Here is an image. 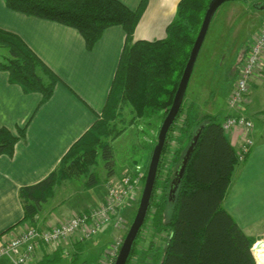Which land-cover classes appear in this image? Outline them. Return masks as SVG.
Wrapping results in <instances>:
<instances>
[{"label":"trees","instance_id":"16d2710c","mask_svg":"<svg viewBox=\"0 0 264 264\" xmlns=\"http://www.w3.org/2000/svg\"><path fill=\"white\" fill-rule=\"evenodd\" d=\"M211 1L181 0L165 38L136 41L134 33L148 0H142L136 10L119 0H5L12 11L76 29L83 36L88 50L95 47L110 27L121 26L126 32L123 55L100 119L72 146L50 176L20 190L24 220L32 227H35L37 216L53 197L57 186L80 178L86 180L85 191L99 185V176L93 169L101 158L109 170L107 177L115 174L112 142L125 132L117 131V123L125 120L122 106L131 111L134 122L157 114L164 122ZM252 44L243 50L237 64L239 69ZM0 48L6 50H0V69L10 73L11 81L28 93H42L44 101L49 100L59 78L22 39L1 29ZM239 69L234 68L235 81ZM187 94L168 133L144 223L146 225L150 221L153 211V228L158 235L166 236L167 245L160 264H264L259 249L255 248L257 240L241 229L224 206L236 167L242 165L237 150L217 116L206 114L197 120L193 116L194 107H186V110ZM199 131L200 138L185 175L175 197L171 198L176 173ZM18 140L10 130L0 128V156L13 155ZM146 178L147 173L142 182L141 196ZM139 203L140 200L138 206ZM137 241L128 264L136 254ZM263 245L262 242L260 249L264 251ZM62 257L58 255L44 264H57Z\"/></svg>","mask_w":264,"mask_h":264},{"label":"crops","instance_id":"0c3cea01","mask_svg":"<svg viewBox=\"0 0 264 264\" xmlns=\"http://www.w3.org/2000/svg\"><path fill=\"white\" fill-rule=\"evenodd\" d=\"M119 1L132 10H136L142 2ZM180 1L148 0L134 33V40L157 41L165 38L168 26L176 18ZM0 29L22 39L60 80L52 97L44 101L42 93L24 91L20 85L11 81L9 72L0 69V128L10 130L19 138L13 155L0 156L1 244L10 236L33 226L24 220L25 210L20 190L36 185L50 176L72 146L102 116L125 48L126 32L121 26L110 27L95 47L88 50L83 36L76 29L12 11L6 6L5 0H0ZM255 79L256 105L250 91L245 107L246 115L254 119L256 126L253 131L254 148L246 164H242L246 177L249 178V173L253 170L250 177L252 184L250 186L245 181V192L241 190L233 200L227 197L224 203L226 210L250 237H255L252 227L264 223V69L256 73L253 80ZM254 86L253 81L252 87ZM252 101L256 107L250 112ZM189 102L188 108L194 107V101ZM235 114V111L229 110L227 117ZM150 137V145L156 144L154 137ZM136 164L141 163L134 161L133 165ZM132 168L133 166H127L123 175L131 172ZM116 176H103L99 185L84 191L81 205L71 211L64 209L66 199H61L58 207L45 208L53 198L62 193L55 189L53 198L43 205L34 226L41 230L50 229L61 221L103 203L109 181H119L122 178ZM136 206L138 207L137 202L125 205L120 209V214L130 219L137 212ZM110 228L112 231L122 232ZM120 236L122 235L117 234L115 238ZM92 239L79 244L71 242L55 251L42 247L30 264H44L46 260L58 255L67 257L73 254L78 259L79 255H85L88 251L84 245L90 244ZM0 264L9 263L1 260Z\"/></svg>","mask_w":264,"mask_h":264},{"label":"rangeland","instance_id":"374dc122","mask_svg":"<svg viewBox=\"0 0 264 264\" xmlns=\"http://www.w3.org/2000/svg\"><path fill=\"white\" fill-rule=\"evenodd\" d=\"M263 1L264 0L229 1L224 3L217 10L195 64L185 101V108L189 106V101H194L193 116L194 118H198L197 120L209 114L217 116L219 122L223 123L229 110L231 111L228 105V99L230 91H232L236 83L233 77V71L234 68L238 71L239 68L237 64L245 47L251 45L256 34L264 28V9L254 8L256 4L262 3ZM0 50L2 52L6 51L1 48ZM254 78H256V76ZM253 81L255 83L254 87H252ZM253 81L251 82L250 91L253 95L252 98H255L256 105V79ZM246 104L247 101L245 107ZM255 107L252 101L249 111L253 112ZM121 111H124L125 120L117 123V131L124 130L125 132L121 137H118L112 142L115 175H117L116 177L123 176L127 166H133L134 168V161L141 163L145 168V173H148L155 148V144L150 145L149 138L153 136L154 143L158 141V132L162 123V116L157 114L150 119L144 118L134 122L131 117V111L127 109V107L122 106ZM253 120L252 122L255 129L256 126ZM237 138L236 136L235 139ZM234 143L235 140L232 144L234 146L240 145ZM253 148L254 139L252 149ZM236 149L238 150V146ZM245 161L240 163L244 164ZM93 170L99 176L100 182L103 181V176H108L109 170L103 158L98 161V166ZM244 170V165L236 167L230 187L231 189H229L227 194L229 199L233 200L236 198L241 190L245 192V181L251 186L252 180L250 182V177L253 174V170L250 171L249 178L245 176ZM85 183L86 180L80 178L57 186L55 189H58L62 193L55 198L52 197L53 200L50 201L45 208H49V206L56 207L61 199H66V206L64 207L66 211H71L74 207H78L81 205L85 195ZM235 200L237 201V199ZM136 209H138L137 206L135 207V210ZM135 215L136 212L130 219L126 218V228L130 229L133 221L132 219H134ZM150 218V221L144 225L137 238L136 254L133 256L130 264H160L162 261L164 249L167 245L166 236H160L154 228L152 229L154 221L153 211L150 214ZM58 219L61 221V218ZM110 227H113V225H110L108 228L103 227L92 239L90 244L84 245L86 251L88 249L85 255H79L78 259H76L73 254L62 257L61 260H59V264H101L100 261L104 250L113 242L115 236L121 234L122 236L118 237V239L124 240L128 233L124 235L125 231H112ZM252 228L255 236L253 238L257 240L255 248L259 249L258 252L260 251L259 255L261 261L264 263V251L260 249L261 243H264V223L261 225L257 224V226L255 225Z\"/></svg>","mask_w":264,"mask_h":264},{"label":"built area","instance_id":"2783aa9c","mask_svg":"<svg viewBox=\"0 0 264 264\" xmlns=\"http://www.w3.org/2000/svg\"><path fill=\"white\" fill-rule=\"evenodd\" d=\"M264 69V28L256 36L249 53L241 63L236 83L228 99L229 108L236 112L228 116L222 123L230 141L235 140L239 162L249 156L253 147L252 132L254 124L245 113V103L250 92L251 82L256 73ZM238 137L235 139V137ZM234 143V144H235ZM174 145V143H173ZM145 170L137 165L133 172L127 173L119 181H109L106 190V200L88 211L76 214L61 221L54 227L41 230L37 227H28L12 235L0 244V261L9 264H30L37 251L42 247L50 250H59L71 242L84 243L106 226L113 225L116 230L126 233V218L120 214L123 206L138 203L141 196L142 182ZM123 238V237H122ZM125 239V238H124ZM118 237L111 242L102 255L101 264H115L122 240Z\"/></svg>","mask_w":264,"mask_h":264},{"label":"water","instance_id":"95a60500","mask_svg":"<svg viewBox=\"0 0 264 264\" xmlns=\"http://www.w3.org/2000/svg\"><path fill=\"white\" fill-rule=\"evenodd\" d=\"M229 1H239V0H212L208 6V9L205 13V17L203 19L202 26L200 28V31L197 35V38L191 50L188 63L185 67L179 87L175 94L173 104L170 108L168 115L166 116L164 122L162 123L159 129L158 141H157V144L155 145V148L152 154L151 163L148 169L147 178H146L145 186H144L143 193L140 199V203H139L136 215L134 217V220L120 248L115 264H128L129 258L132 254L133 247L137 241V238L140 234V231L148 215V211L150 208V203H151L152 195L154 192L155 183H156L158 172H159V166H160L163 150H164V147L167 141L168 133L181 110L182 103L184 101V98L188 90L189 83H190V80H191V77H192V74L195 68V64L197 62L199 53L201 51V48L208 34L211 22L217 10L224 3L229 2ZM254 7L256 9H264V1L262 3L256 4ZM200 134H201V131L197 132V134L194 136L193 141L181 162L180 169L176 173V178L173 181V188L171 189V198L175 197L176 191L178 190L179 185L185 175L187 165L197 146V143L200 138Z\"/></svg>","mask_w":264,"mask_h":264}]
</instances>
